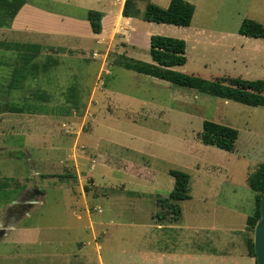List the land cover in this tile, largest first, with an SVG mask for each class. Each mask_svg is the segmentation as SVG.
<instances>
[{"label": "rangeland", "instance_id": "obj_1", "mask_svg": "<svg viewBox=\"0 0 264 264\" xmlns=\"http://www.w3.org/2000/svg\"><path fill=\"white\" fill-rule=\"evenodd\" d=\"M27 1L86 20L87 9L64 0ZM185 1L194 6L192 29L170 25L174 33L154 36L185 42L186 64L172 70L195 75L194 88L122 66L152 61L148 46L122 52L121 26L143 31L147 5L165 8L169 0H131L133 23L125 19L111 31L114 40L108 33L117 0H98L95 11H111L106 34L86 40L83 52L0 51V264H99L91 228L103 264H145L146 251L183 261L193 247L218 249L225 230H244L254 213L248 178L264 164V106L211 95L207 83L264 80V42L237 33L244 19L264 24V0ZM231 46L247 59L233 61ZM25 66L30 72L17 83ZM203 121L237 130L235 149L204 145ZM170 170L189 175L190 198L178 204V221H162L159 230ZM17 225L30 229H3Z\"/></svg>", "mask_w": 264, "mask_h": 264}, {"label": "trees", "instance_id": "obj_2", "mask_svg": "<svg viewBox=\"0 0 264 264\" xmlns=\"http://www.w3.org/2000/svg\"><path fill=\"white\" fill-rule=\"evenodd\" d=\"M26 3V0H0V14L5 21H0V27H8L19 9ZM131 0H125L122 8V16L129 18L131 15ZM194 6L184 0H170L166 8H159L155 5H147L141 19L146 22L157 24L188 27L192 21ZM124 18V19H126ZM102 14L98 11L88 10L86 20L88 21L93 34H100ZM9 21V22H8ZM238 34L245 37L264 39V24L254 20L244 19L238 29ZM149 56L155 66L143 62H124L123 67L132 69L138 73L157 75L162 79L170 81L175 85L194 88L195 77L188 74L173 73L168 68L183 66L186 63L185 42L170 37L151 36L149 44ZM24 50L38 54L41 51L40 45L35 44H9L0 42V48ZM27 55L24 54V59ZM30 70L25 66L14 76L19 79L25 77ZM19 78V79H18ZM209 93L227 100L243 103L248 106H264V80H245L241 78L218 77L207 83ZM9 112L24 113L23 107H11ZM199 138L204 145L214 146L218 149L231 152L235 149L238 139V131L230 127L222 126L210 121H203ZM169 176L173 178V188L168 196L160 200L161 207H166V213L156 214L159 222L168 221L173 223L181 216L178 204L189 197V175L180 170H170ZM248 186L255 193L254 213L246 219V230L253 232L254 226L260 219L259 204L264 193V164H259L255 172L248 178ZM169 216V218H167ZM247 249L250 257L254 258L252 238L247 240Z\"/></svg>", "mask_w": 264, "mask_h": 264}, {"label": "crops", "instance_id": "obj_3", "mask_svg": "<svg viewBox=\"0 0 264 264\" xmlns=\"http://www.w3.org/2000/svg\"><path fill=\"white\" fill-rule=\"evenodd\" d=\"M83 1L84 0H64L63 3L68 2L67 3L68 5L75 6L77 8H84L87 9V11L91 9H94V11L97 10L96 5L98 3V0H86L85 3ZM124 1L125 0H117L118 9L117 12L114 14L113 22L110 24L109 27L110 33H108V36H110L111 40L117 38L116 34L112 35L111 31L118 29V27L121 26L123 21L125 20L124 18H126L123 17L121 14ZM168 4L166 5V7L168 6ZM98 12L102 14V19H101L102 31L100 34H93L90 25L88 21L84 19V16L76 17L74 15L61 14L55 11H50L48 9L30 3L29 1L26 0V3L19 9L17 14L10 22V25L5 28L0 27V42L9 43V44L27 43L30 45L32 43L35 44L34 41H39L40 43L37 42L36 43L41 47L43 46H48L50 48L53 47L55 48V50L56 49L61 50L63 53L66 52L71 53L72 51L83 52L82 49L84 46L86 47V42H85L86 40L88 41L90 39L95 40L98 39L99 36L106 34L105 30L107 29L108 26L107 19L109 18V16H111V11L108 9H98ZM133 18L129 17L126 19L130 21V23H133ZM137 20H139V18ZM142 25L144 26V23ZM146 25L147 26L144 27V30L140 32H132L133 28H130V26L129 27L124 25L121 26L120 33L122 32L124 35H122L119 40L125 42L123 43L124 50L122 52L125 53L128 48H130L131 50H136V49L138 50L141 49L140 46L150 47L149 44H150L151 36H154L156 34L160 35L161 32H166L171 34L175 32L174 28H171L170 25L167 24H157V23L147 22ZM190 27H191V23L188 27H180V28L186 30L192 29ZM196 35L205 38L208 36V32L205 31L204 29H198L196 30ZM167 36H172L170 38L175 37V35H167ZM240 37H242V39L251 38L241 35ZM252 39L262 40V42H264V39L261 38H252ZM239 42H241V39H239ZM96 43L98 45L97 41ZM237 47L231 46L230 52L233 51L235 55L234 57H231V59L233 61L239 60L241 62H244L247 59V55L246 54L241 55L240 51L242 50V48L241 50H238ZM4 50H10V49L4 47L0 48V51H4ZM148 52H149V48H148ZM129 62H141V61L131 60ZM144 63L155 66L153 62L152 63L144 62ZM175 67H181V66H175ZM175 67L168 68L167 70L173 73H180L172 70ZM124 68L127 69L126 67ZM127 70L134 71L132 69H127ZM139 74H143V73H139ZM180 74H184V73H180ZM143 75H147L155 79H158L160 81L171 83L170 81L162 79L157 75H149V74H143ZM258 106H262V105H258ZM84 207L88 212L87 203L86 206ZM164 224L165 223L163 222H157L156 228L162 230L164 227H166V225ZM3 229L8 233L10 231H15L17 229L28 230L30 229V226L28 227L22 226V228H18V225L7 226V227L5 226L3 227ZM27 232L29 233V231ZM91 232L93 233L91 240L94 242L97 250V257H98L97 259L99 261V264H103L102 255L100 253L101 246L98 245L97 236L95 235V232L92 231V228H91ZM250 235L251 232L246 230V225L244 227V230H241V228L235 230H225L224 234L220 235V237L224 238V241L220 242V247L218 249H202L199 247L195 252V249L193 247L192 254L186 255L187 259L184 258L183 261H181L182 259L178 258L175 253L167 252L164 254L162 251L160 254H158L159 252H157L155 255H153L152 252L146 251L143 254H141L140 259H142L145 264H164V262L166 261H169L171 263L170 260H175V262L172 264H186L184 261H188V264H195L196 261L198 264H256L255 259L250 257L248 254L247 240L251 238ZM33 244L34 243L24 246H30ZM19 245L23 246L22 244Z\"/></svg>", "mask_w": 264, "mask_h": 264}, {"label": "water", "instance_id": "obj_4", "mask_svg": "<svg viewBox=\"0 0 264 264\" xmlns=\"http://www.w3.org/2000/svg\"><path fill=\"white\" fill-rule=\"evenodd\" d=\"M259 211L260 219L253 228V249L256 264H264V193L260 199Z\"/></svg>", "mask_w": 264, "mask_h": 264}]
</instances>
